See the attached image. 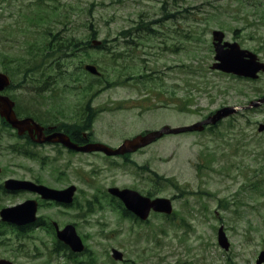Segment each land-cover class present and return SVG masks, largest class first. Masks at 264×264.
Instances as JSON below:
<instances>
[{
    "label": "rangeland",
    "instance_id": "rangeland-1",
    "mask_svg": "<svg viewBox=\"0 0 264 264\" xmlns=\"http://www.w3.org/2000/svg\"><path fill=\"white\" fill-rule=\"evenodd\" d=\"M264 62V0H0V72L20 114L75 123L92 103L97 139L118 146L164 125H190L223 107L264 95L256 80L212 70V33ZM134 39L130 58L88 49L87 40ZM133 54V53H132ZM100 68L99 80L84 69ZM213 131L170 135L128 157L72 154L37 147L0 119V182L27 179L54 189L77 187L69 207L48 204L38 216L75 225L87 252H54L49 227L20 233L0 226V260L14 264H256L264 251V106L240 110ZM81 124V123H80ZM110 187L167 197L171 216L127 217ZM36 198L0 193V210ZM46 203V204H45ZM226 232L229 248L218 244ZM22 234V235H19ZM124 261L113 259V250ZM66 253V254H65Z\"/></svg>",
    "mask_w": 264,
    "mask_h": 264
},
{
    "label": "water",
    "instance_id": "water-1",
    "mask_svg": "<svg viewBox=\"0 0 264 264\" xmlns=\"http://www.w3.org/2000/svg\"><path fill=\"white\" fill-rule=\"evenodd\" d=\"M224 37V32L220 30H215L213 32L216 62L212 68L226 73L256 79L258 77V73L260 71H264V63L259 62L255 54L242 50L237 43H223ZM85 69L93 75L99 74L98 69L94 65H87ZM10 84L11 81L9 77L4 73H0V115L9 125L18 131V134L21 135L29 132L30 135H33V131L35 130L38 136L35 140L36 142H58L76 151H101L108 156L125 155L127 153L135 152L142 147L150 145L164 135L202 131L206 125H215L222 119L236 113L239 110L238 107H225L218 110L207 119L192 125L180 127H170L165 125L159 130L150 131L146 134H139L133 138L126 139L116 149L100 143L78 146L72 143L66 135L60 133H55L49 137H43V128L32 118L19 119L14 111L15 102L10 97L1 94V92L10 86ZM263 103L264 97L256 102H253L252 106L257 107ZM259 130L264 131V124L260 126ZM1 171L2 169H0V173ZM5 188L8 191H29L39 195L43 200H53L66 205L72 204L76 193L75 186H70L64 190H57L31 181H21L16 179L7 180L5 182ZM108 191L111 195L118 197L125 204L127 210L135 214L141 220H146L152 210L167 215H170L173 212L172 202L168 198L158 197L152 199L148 196L140 194L137 191L131 189H120L117 187H112ZM37 212L38 201L27 200L19 205L2 209L0 212V222H7L17 226L30 225L37 221ZM55 227L59 241L69 246L73 252L80 253L85 250L84 243L78 235L74 225L69 224L63 229H60L55 223ZM218 240L220 246L226 250L229 248L228 239L222 227L219 230ZM113 257L116 260L123 259L122 253L117 250H113ZM263 263L264 251L261 252L256 261V264ZM0 264L13 263L8 260H1Z\"/></svg>",
    "mask_w": 264,
    "mask_h": 264
},
{
    "label": "flooded vegetation",
    "instance_id": "flooded-vegetation-1",
    "mask_svg": "<svg viewBox=\"0 0 264 264\" xmlns=\"http://www.w3.org/2000/svg\"><path fill=\"white\" fill-rule=\"evenodd\" d=\"M129 33H131V31ZM95 41L96 39L91 38L87 40V43L83 42V45L87 46L88 49L93 48L98 51L109 52L113 58L119 60L122 58H130L132 55L133 56L138 55L136 52H132V50H134L135 48V46L133 45V43H135L134 39L132 40L130 39L129 41H127V38L111 39V40L102 41L100 45H94ZM85 105L87 106H84L81 117L78 116V120H75V123H67V122L58 123V121L54 122L52 120H48L44 122L37 119H35V121L44 128L43 134L45 135V137L51 136L54 133H62L64 135H67L74 144H77L79 146H84L91 143L103 142L97 139L98 137L95 135L94 132H92L94 112L92 107L88 106V105H92V103H87ZM22 137L26 138V139L23 138L25 141H28L29 139L33 143V145H37L38 147H44V146L58 147L72 154H85V155L99 154L104 156V154L101 152H93L89 154L79 153L56 142L42 143V144L36 143L34 142V139H36L37 137L36 131L33 132V135H29L28 133H25ZM110 146L117 147L113 145ZM4 182L2 181L0 182V193L4 191V193L7 195L16 194L4 190Z\"/></svg>",
    "mask_w": 264,
    "mask_h": 264
},
{
    "label": "trees",
    "instance_id": "trees-1",
    "mask_svg": "<svg viewBox=\"0 0 264 264\" xmlns=\"http://www.w3.org/2000/svg\"><path fill=\"white\" fill-rule=\"evenodd\" d=\"M2 122H3V127L6 126V128H10L4 121H2ZM29 149H31V144L30 145L25 144L22 148H20L18 150V152L31 155V152H29L30 151ZM123 212H124L125 215L130 216L129 213L125 209H123ZM40 226L49 227L51 230H53V228H52L50 223H47L44 220L39 219L36 224H34L32 226H29V227H26V228H23V229H20L19 232L22 233V232H25V231H28V230L32 231L34 228L40 227ZM19 235H22V234H19ZM55 246H56L54 248V252L55 253H57V252L61 253V252L68 251V248L65 245H63L61 242L55 241ZM69 257L70 258H74L75 260L77 258L75 255H72L71 252L69 254Z\"/></svg>",
    "mask_w": 264,
    "mask_h": 264
}]
</instances>
